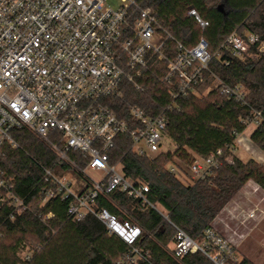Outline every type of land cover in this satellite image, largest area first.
Returning <instances> with one entry per match:
<instances>
[{
    "label": "built area",
    "instance_id": "built-area-1",
    "mask_svg": "<svg viewBox=\"0 0 264 264\" xmlns=\"http://www.w3.org/2000/svg\"><path fill=\"white\" fill-rule=\"evenodd\" d=\"M188 13L205 28L207 22L195 8ZM227 44L237 57L255 56L251 52L254 45L264 51V42L253 32L246 36L232 32ZM212 57L205 37L194 46H187L160 23L151 8L141 6L137 0H121L118 8L108 0H0V158L8 150L20 147L14 136L18 129H28L44 139L61 164L77 167L74 153H79L86 159L81 173L90 182L88 189L78 193L70 172L58 175L43 167L49 185L40 191L42 201L54 197L68 199L70 217L83 219L93 214L112 233L132 244L140 226L98 207L97 199L118 189L160 210L150 200L149 183L126 176L123 164L112 162V151L118 137L129 134L139 155L163 152L160 148L168 136L166 108L152 114L130 105L129 122L111 104L124 96L125 83L144 90L140 79L150 74L153 61L159 67L166 65L162 81L173 102L196 93L210 71ZM230 62L225 59L224 65L229 66ZM211 74L221 94L246 104V86L231 85ZM261 121V111H255L250 122L258 125ZM222 157L223 149L219 148L207 157H197L190 170L194 177L205 178L221 166ZM225 159L232 162L233 153ZM88 169L95 170L100 177H90ZM171 170L177 171L175 166ZM255 183L254 190L261 189ZM12 186L0 178V187L8 189L11 201L23 205L24 201L10 190ZM4 202L5 198H0V205ZM225 210L233 213L228 206L222 213ZM257 211L264 217V209L259 205L240 214H245L247 220L256 217ZM217 220L225 224L228 219L220 213L214 225L205 229L202 242L174 224V254L182 257L201 251L216 264L240 261L237 245L217 228ZM133 252L142 256L136 247ZM23 256L28 259L31 250L25 248ZM134 259L135 256L127 258Z\"/></svg>",
    "mask_w": 264,
    "mask_h": 264
},
{
    "label": "trees",
    "instance_id": "trees-1",
    "mask_svg": "<svg viewBox=\"0 0 264 264\" xmlns=\"http://www.w3.org/2000/svg\"><path fill=\"white\" fill-rule=\"evenodd\" d=\"M137 1L151 8L160 23L187 46L192 47L205 37L213 55L210 71L231 85L246 86V104L221 94L210 71L197 87L203 91L210 86L207 94L190 93L173 102L162 81L166 65L159 67L154 61L150 74L140 79L143 91L125 83L124 96L111 104L116 113L131 122L130 105L152 114L166 108L168 136L176 144L174 151L148 156L136 152L129 134L120 135L116 141L112 162H121L129 178L148 182L150 200L160 208L130 198L118 189L97 199L98 207L140 226L132 244L112 233L93 214L83 219L70 217L68 199L42 201L40 191L49 185L43 167L58 175L70 172L76 180L75 190L81 193L90 186L81 173L86 159L76 152L77 167L61 164L56 152L36 133L15 130L20 147L8 150L0 158V178L13 185L10 190L24 204L17 206L8 196V189L0 187V198H5L0 205V264H216L201 251L176 256L174 224L202 242L205 229L214 225L217 216L249 180L264 190L263 163L254 158L244 161L236 155L232 162L225 159L235 150L238 136L246 130L255 111H261L262 121L251 139L264 152V51L254 45L251 52L255 56L237 57L227 44L232 32L242 36L257 33L264 42V0ZM190 8H195L207 22L205 28L189 15ZM225 59H230L229 66L224 65ZM219 148L223 149V163L212 174L189 183L180 179L197 157H207ZM173 166L176 172L171 170ZM135 247L142 256L133 252ZM25 248L31 250L28 259L23 256ZM131 256L135 259L127 260ZM236 264L254 263L245 258Z\"/></svg>",
    "mask_w": 264,
    "mask_h": 264
},
{
    "label": "rangeland",
    "instance_id": "rangeland-1",
    "mask_svg": "<svg viewBox=\"0 0 264 264\" xmlns=\"http://www.w3.org/2000/svg\"><path fill=\"white\" fill-rule=\"evenodd\" d=\"M108 3L114 8H118L121 4V0H108ZM209 89L210 86L206 87L203 91H199L198 89L195 94L200 96L205 95L208 93ZM247 127L248 128L238 136L235 146L236 153L239 157L245 159V161L249 158L255 159L259 152L262 153L261 149L256 146L250 137L251 128H255L256 124L254 122H249ZM175 149V142L169 136H166L160 151H174ZM87 174L92 178L100 177L99 173L93 169H88ZM187 175L183 174L179 177L185 183H189L193 179H196L190 168H188ZM251 187L252 190L250 191L247 186L244 185L237 195L225 206H228L233 212L232 214L227 213L229 210H225L224 213H222L223 211L221 212V215H224L225 218L228 219L225 224L221 220H217L215 224L223 234L234 240V243L237 245L236 251L239 254L240 260L246 258L254 264H264V217L257 211L256 217L246 220V218H244L245 214H240L242 210L243 212L244 210L249 212L258 205L264 209V206H261L264 199L262 188L254 190L255 186L251 185ZM226 213L229 214V217Z\"/></svg>",
    "mask_w": 264,
    "mask_h": 264
},
{
    "label": "crops",
    "instance_id": "crops-1",
    "mask_svg": "<svg viewBox=\"0 0 264 264\" xmlns=\"http://www.w3.org/2000/svg\"><path fill=\"white\" fill-rule=\"evenodd\" d=\"M248 128V127H247ZM246 128V129H247ZM254 129L255 128H251V131H250V137H251V134H252V132L254 131ZM262 151V150H261ZM233 155H236V156H238V154L236 153V151L234 150V152H233ZM239 157V156H238ZM239 158H241V157H239ZM242 159V158H241ZM250 159V158H249ZM257 161H259V162H261V163H263L264 164V152L262 151V153L261 152H259L258 153V155H257V157L255 158ZM242 160H244L245 161V159H242ZM246 160H248V159H246ZM251 185H254V181L253 180H251V181H248L246 184H245V186H247V188L251 191L252 190V187H251ZM263 190V189H262ZM263 192H264V190H263ZM264 206V199H263V204L261 203V206Z\"/></svg>",
    "mask_w": 264,
    "mask_h": 264
}]
</instances>
